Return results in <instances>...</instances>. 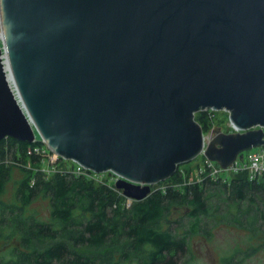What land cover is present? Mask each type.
I'll return each instance as SVG.
<instances>
[{"label":"water","instance_id":"95a60500","mask_svg":"<svg viewBox=\"0 0 264 264\" xmlns=\"http://www.w3.org/2000/svg\"><path fill=\"white\" fill-rule=\"evenodd\" d=\"M5 12L15 95L0 49V140L33 142L31 120L51 151L117 174L136 201L201 153L203 108L244 130L204 149L222 168L264 147V0H2Z\"/></svg>","mask_w":264,"mask_h":264},{"label":"trees","instance_id":"16d2710c","mask_svg":"<svg viewBox=\"0 0 264 264\" xmlns=\"http://www.w3.org/2000/svg\"><path fill=\"white\" fill-rule=\"evenodd\" d=\"M210 117L208 111L195 113L203 132L210 127ZM36 147L43 143L0 140V194L9 175L4 162L8 153L22 171L13 197L0 199V264H177L173 254L187 252L189 234L198 232L202 217L212 213L205 198L212 186L218 194L248 200L264 217V177L250 180L247 171L221 174L216 180L206 177L181 189L168 186L126 207L119 191L90 176L63 170L47 178L38 169L44 155L35 152ZM66 161L61 162L65 168ZM38 196L49 202L46 218L29 206ZM171 205L188 209L186 216L194 221L187 232L157 226Z\"/></svg>","mask_w":264,"mask_h":264},{"label":"rangeland","instance_id":"374dc122","mask_svg":"<svg viewBox=\"0 0 264 264\" xmlns=\"http://www.w3.org/2000/svg\"><path fill=\"white\" fill-rule=\"evenodd\" d=\"M210 120L209 129L220 125L223 128L226 123L225 116L219 112L217 115H213ZM42 143L46 154L41 151L35 152L44 155V160L38 169L46 173L47 178H50L52 173L68 171L72 168V166L70 168V164L73 165V160L61 157L51 151L45 142ZM261 150H264L263 146L251 148L243 153H254ZM5 159L4 162L9 165V175L3 193L0 194V199L9 201L14 195L16 183L21 178L22 171L20 165L13 164L9 153ZM203 160L204 158L198 155L189 161L179 163L176 169L179 176L177 174L174 176L173 173L168 178L150 184V193L168 186L181 189L186 183L201 181L202 176L198 172V167L203 163ZM64 161L67 163L66 168L61 165V162ZM27 163L31 165L28 161ZM48 171L53 172L48 173ZM84 175L90 176L97 182L106 183L119 191L124 197L122 203L126 207H129L134 201L124 196L122 191L115 187V181L119 178L117 174L111 171L95 173L87 170ZM205 198L207 205L212 206V213L202 217L198 232L189 234L187 252L173 254L177 264H264V217H260L255 206L248 200L239 202L232 194H218L213 186L206 191ZM173 205H171V212L165 216V219L159 220L157 226L170 227L175 232H187L194 220L186 216L188 209L185 210L181 206L175 209ZM29 206L40 218L48 217L49 202L47 198L38 196ZM167 217L170 221L166 220ZM123 264L136 263L124 262Z\"/></svg>","mask_w":264,"mask_h":264},{"label":"built area","instance_id":"2783aa9c","mask_svg":"<svg viewBox=\"0 0 264 264\" xmlns=\"http://www.w3.org/2000/svg\"><path fill=\"white\" fill-rule=\"evenodd\" d=\"M203 111H208V114L212 117L213 111L221 112L225 118L226 123L222 126H214L212 129L207 130L206 132H203V149L200 153V155L204 158L203 163L198 167V172L203 178H211L213 180H216L218 176L221 174H228V173H237L240 171H247L249 179H255L260 176L264 177V150L258 151V152H247L244 154L243 152L238 154L237 157L234 159L232 163H230L226 168H222L217 162H214L210 159H208L204 155V148L206 144L209 143V141L219 132L224 133H232V132H243L244 130L237 127L230 119L229 111L226 109H220V110H214L212 108H203L201 109ZM210 117V118H211ZM264 129V127H262ZM41 140L40 137H35L34 140ZM37 152H43V154H46L45 148L42 147V149H39L36 147L34 149ZM56 161V160H55ZM88 169L84 168L82 165L78 164L77 162L73 161L72 168L70 171L73 174L76 175H82L84 174ZM53 171H48V173H52ZM55 172V171H54Z\"/></svg>","mask_w":264,"mask_h":264},{"label":"clouds","instance_id":"9594fccd","mask_svg":"<svg viewBox=\"0 0 264 264\" xmlns=\"http://www.w3.org/2000/svg\"><path fill=\"white\" fill-rule=\"evenodd\" d=\"M0 6H2V0H0ZM11 35V21L7 17L6 12L3 16H0V37L8 39Z\"/></svg>","mask_w":264,"mask_h":264},{"label":"bare ground","instance_id":"6f19581e","mask_svg":"<svg viewBox=\"0 0 264 264\" xmlns=\"http://www.w3.org/2000/svg\"><path fill=\"white\" fill-rule=\"evenodd\" d=\"M0 49H1V51H2V60H3V65H4V69H6V76H7V78H8V82H9V84H10V88H11V90H12V92L14 93V95H15V92H14V87L12 86V80L10 79V74L8 73V69H9V67H8V64H7V59H5V54H4V49H3V43H2V41H1V38H0ZM24 112H25V115H27V112L25 111L26 109H22ZM29 120V119H28ZM29 123H30V125H31V127H32V129H34V135H35V137H37V135H40L39 133H38V131L35 129V127H34V124H33V122L31 121V120H29ZM37 133V134H36ZM206 146H207V144H206ZM206 146H205V148H206ZM204 148V149H205ZM203 149V148H202ZM200 155V154H199Z\"/></svg>","mask_w":264,"mask_h":264}]
</instances>
